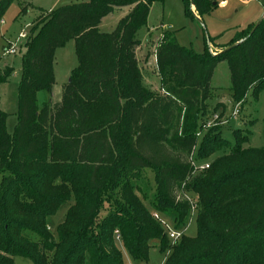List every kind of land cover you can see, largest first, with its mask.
Here are the masks:
<instances>
[{
	"label": "trees",
	"instance_id": "16d2710c",
	"mask_svg": "<svg viewBox=\"0 0 264 264\" xmlns=\"http://www.w3.org/2000/svg\"><path fill=\"white\" fill-rule=\"evenodd\" d=\"M12 1H0V22ZM155 1L162 0L71 3L47 12L30 31L12 135L0 111V264H14V257L32 264H122L116 238L138 263L149 260L150 241L157 240L160 253L169 250L163 264H264V149L243 147L249 130H235L229 141L220 125L203 128L219 63L227 64L233 103L264 90V17L217 54H196L165 31L155 48L163 91L153 92L142 85L135 51ZM185 2L200 20L216 6L215 0ZM126 6L132 8L112 31H100L102 18ZM69 40L77 65L59 101L39 106L37 93H52L55 51ZM11 70L0 72V83ZM224 107L217 103L213 111ZM198 133L197 162L228 152L194 172ZM147 168L155 183L149 206L173 228H183L191 208L184 195L195 194L194 235L170 244L137 195ZM70 200L54 237L47 219Z\"/></svg>",
	"mask_w": 264,
	"mask_h": 264
},
{
	"label": "rangeland",
	"instance_id": "374dc122",
	"mask_svg": "<svg viewBox=\"0 0 264 264\" xmlns=\"http://www.w3.org/2000/svg\"><path fill=\"white\" fill-rule=\"evenodd\" d=\"M87 0H13L0 22V72L5 68H11V72L4 83H0V111L7 114L6 130L12 135L18 118V85L21 79V57L26 50V41L30 37V31L47 14L60 6L84 2ZM216 6L210 14L205 15L199 21L193 17L188 9L185 0H162L152 3L146 22L137 31V39L140 42V50L138 51L139 61L145 64L144 60L150 55V52L144 54L139 53L145 51V45H156L162 38L163 33L167 30L172 32L179 45L193 51L196 54H206L209 51L207 46L208 37L210 43H229L237 32L248 29L251 24H255L263 13L264 0H215ZM118 10L106 16L99 25L102 32L112 31L118 21L121 19ZM4 20V23H3ZM164 26L165 31L160 28ZM24 37H20V34ZM12 53H6L11 49ZM223 49V47H222ZM140 54V55H139ZM213 54V53H212ZM77 65V56L75 52L74 40H69L66 44L56 49L54 54V85L51 95L40 91L37 93V104L41 106L44 102L51 100L57 102L60 99L62 86L69 81L71 71ZM146 66V65H145ZM158 83V82H157ZM229 70L225 62H221L215 71L211 82L213 95L206 101L207 115L206 123H210L214 119V115H218L220 124V134L229 141H233V132L242 129L241 135L249 130L251 134L248 140L243 144L245 148L264 149L263 119H264V90L260 92L255 99L249 94L242 103H233L229 92ZM159 85V83H158ZM217 101H224L225 109L221 112V108L213 111L217 105ZM223 103V104H224ZM234 115L233 113L236 112ZM207 129V128H205ZM202 133L198 135L197 144L192 153L193 164H210L215 158L228 152V150L216 151L211 153L206 159L194 160L201 142ZM197 164V165H198ZM140 188L137 192L138 197L143 204L150 210L153 216V209L149 206V202L154 195L155 183L154 172L152 169H144L140 173L139 179L136 181ZM192 203L196 205L195 194L187 195ZM73 201L60 206L57 212L47 219V226L50 232L56 237L57 226L63 222L66 211ZM107 208V205H105ZM104 209L100 212L99 218L106 214ZM197 208L191 207L187 211L185 217V235L192 236L195 233V220ZM157 213V212H156ZM156 219L164 228L166 226L173 227L172 220L161 213H157ZM99 220V219H98ZM165 222L164 224L162 222ZM117 234V233H116ZM23 235L30 240H34L35 236ZM173 242L170 241V244ZM116 246L122 254V264H161L165 260L169 250L160 253L158 249V241H150L149 260L146 263H138L134 261L121 241L116 238ZM14 264H32V262L23 257H14ZM163 264V262H162Z\"/></svg>",
	"mask_w": 264,
	"mask_h": 264
},
{
	"label": "crops",
	"instance_id": "0c3cea01",
	"mask_svg": "<svg viewBox=\"0 0 264 264\" xmlns=\"http://www.w3.org/2000/svg\"><path fill=\"white\" fill-rule=\"evenodd\" d=\"M131 8H132V6L120 7V8H115L114 11L118 10L119 13H120L119 16L122 18V17H124L125 15H127L129 13ZM191 9H192L194 17L195 18H199L197 13L195 12L194 7H192ZM263 9H264V5H263ZM104 18H102V20ZM102 20H101V22H102ZM3 23H4V20H3ZM160 28L163 30L164 26L160 25ZM163 31H165V30H163ZM0 36H1V32H0ZM157 44H158V42H157ZM157 44L153 45V43H151L150 45H145V51L139 52V53H141V55H142V53L144 54L145 52H147V53L150 52V55L144 60L145 64H143V62H140L139 61V57H138V51L140 50V42H139L138 46L136 47L135 55H136V59H137V62H138V66H139L140 71H141L142 85L145 88H147V89H149V90H151L153 92H162L163 89H162V86L160 84V77H159L158 72H157L156 59H155V48H156ZM226 44L227 43H222V44H220V43H209V51L212 52L213 54H217L218 52H220L222 50V47H224ZM217 66H216V68H217ZM216 68L214 69V72H213V75H212V78H211V82L213 80ZM157 82L159 83V85H158ZM211 82H210V85H211ZM229 86H230V83H229ZM211 87H217V86H212L211 85ZM217 103H222L223 104L224 101H217ZM162 262H161V264H162Z\"/></svg>",
	"mask_w": 264,
	"mask_h": 264
},
{
	"label": "built area",
	"instance_id": "2783aa9c",
	"mask_svg": "<svg viewBox=\"0 0 264 264\" xmlns=\"http://www.w3.org/2000/svg\"><path fill=\"white\" fill-rule=\"evenodd\" d=\"M1 22H2V20H1ZM20 37H24V35H22V33L20 34ZM13 52V50H12V48L11 49H9V50H6V53H12ZM239 107V103H238V105H237V108ZM234 115H236L237 114V110H236V112H234L233 113ZM221 123H222V121H221ZM221 123H219L218 122V115H214V119H213V121L212 122H208V123H205L204 124V126H203V128L205 129V128H209V127H211V126H213V125H220ZM197 135H199V133L197 134ZM191 163H192V165L194 166V172H199V171H201V170H203V169H206V168H208V163H202V164H193V162H192V160H191ZM184 198H186L188 201H189V203H190V205H191V207H193V208H195V206L196 205H194L193 203H192V201L190 200V198L188 197V196H186V195H184ZM153 217L155 218V219H159L158 218V214L156 213V212H154L153 213ZM163 224L165 223L164 221L162 222ZM185 228H181V229H175V228H173V227H170V226H166V234H167V236H168V238H169V240L170 241H172L173 243L174 242H176L177 240H179V238L183 235V234H185ZM115 233H117V232H115Z\"/></svg>",
	"mask_w": 264,
	"mask_h": 264
},
{
	"label": "water",
	"instance_id": "95a60500",
	"mask_svg": "<svg viewBox=\"0 0 264 264\" xmlns=\"http://www.w3.org/2000/svg\"><path fill=\"white\" fill-rule=\"evenodd\" d=\"M1 1V0H0ZM191 8H192V6H191ZM192 10V9H191ZM263 17H264V11H263V13L261 14V16L259 17V19L257 20V22L254 24V26H253V28L251 29V31H250V33H249V35L256 29V27L259 25V23H260V21L263 19ZM199 21H200V18H197ZM241 41H243V39L242 40H240V41H237V42H235V43H233V44H231V45H229L228 47H226L225 49H230V48H233V47H235L236 45H238ZM212 53V52H211Z\"/></svg>",
	"mask_w": 264,
	"mask_h": 264
}]
</instances>
